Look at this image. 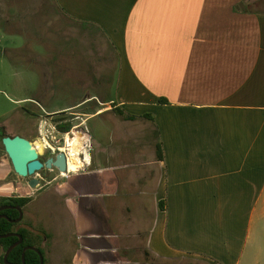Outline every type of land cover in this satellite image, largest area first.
<instances>
[{
  "label": "crops",
  "instance_id": "0c3cea01",
  "mask_svg": "<svg viewBox=\"0 0 264 264\" xmlns=\"http://www.w3.org/2000/svg\"><path fill=\"white\" fill-rule=\"evenodd\" d=\"M55 2L79 43L102 42L68 111L84 109L86 218L115 232L119 259L104 263L142 240L161 260L264 264V0ZM114 71L115 98L90 94ZM94 119L108 134L91 154Z\"/></svg>",
  "mask_w": 264,
  "mask_h": 264
},
{
  "label": "rangeland",
  "instance_id": "374dc122",
  "mask_svg": "<svg viewBox=\"0 0 264 264\" xmlns=\"http://www.w3.org/2000/svg\"><path fill=\"white\" fill-rule=\"evenodd\" d=\"M74 27L64 18L55 0H0V127L6 129L0 138V199H32L23 210V219L17 228L39 235V247L46 264H105L107 260L117 261L119 254L114 249L117 246L114 230L97 225L85 215V182L94 176H85V168L66 178L59 171L44 169L34 176L42 181L41 185L32 188L28 185L32 177L22 178L15 173L1 143L2 138L17 134L29 138L37 149L43 147L39 152L44 162L56 157L47 147L65 146L62 136L55 131V122L67 119L73 127L81 122L74 113L84 109L62 112L86 96L87 93L83 95L78 88L85 80L88 63L85 49L98 48L102 42L98 43L99 38L93 31V43L85 47V43L74 38ZM117 83L118 75L114 71L107 92L90 94H97L104 100L115 98ZM23 109L39 112L42 116L39 123L28 118ZM55 111L60 112L46 115ZM100 123L99 119H94L86 127L82 126L92 136L91 154H95L96 141L108 134ZM35 125L39 126V133L35 132ZM80 132L73 128L65 142L84 140ZM80 157L83 161L85 154ZM53 179L56 180L49 184ZM86 233L99 235V238L90 242L85 240ZM140 242L137 247L120 252V264L124 259L128 264L131 261L138 264H209L191 258L167 261L150 257L144 253V243ZM90 243H102L104 248L102 251L93 249L96 247Z\"/></svg>",
  "mask_w": 264,
  "mask_h": 264
},
{
  "label": "water",
  "instance_id": "95a60500",
  "mask_svg": "<svg viewBox=\"0 0 264 264\" xmlns=\"http://www.w3.org/2000/svg\"><path fill=\"white\" fill-rule=\"evenodd\" d=\"M2 142L6 150V153L12 163L15 173L22 178L32 177V180L30 182V187L32 188H35L40 185V180L34 176H36L44 168L48 170L57 168L63 174L68 173L67 157L64 152L60 151L56 156V158L50 157L47 160L46 164L44 165V163L40 160L41 154L39 150L34 146V144L30 140L23 138L21 136H15V137L8 136L3 138ZM10 209H16L20 212V217L12 222L14 223L20 222L23 218V212L20 207L5 205L0 207V213ZM3 218L7 219V216L0 215V219ZM11 237H17L19 241L13 244L8 249L7 253L4 256L5 264H10L8 262V257L10 256V254L13 252L14 249L21 246L24 242L23 237L20 234H16V233L0 236V239H7ZM27 251L36 252L40 257L41 264H44V258L41 254V251L36 246H27L24 248L22 254L23 264L26 263Z\"/></svg>",
  "mask_w": 264,
  "mask_h": 264
},
{
  "label": "trees",
  "instance_id": "16d2710c",
  "mask_svg": "<svg viewBox=\"0 0 264 264\" xmlns=\"http://www.w3.org/2000/svg\"><path fill=\"white\" fill-rule=\"evenodd\" d=\"M160 103L167 104L168 102L166 100H160ZM114 112L129 121H134L137 119V117L128 115L119 109H114ZM145 117L152 119L150 115H146ZM72 128L73 126L69 124L58 125V129L61 132H69ZM158 159L163 160L161 145H158ZM31 201L32 199L29 197H12L7 200L0 199V207L6 205V206H18L24 209L29 203H31ZM160 207L164 208L163 203H160ZM0 215L7 216V219H4V218L0 219V236L12 234V233H18L23 237V240H24L23 244L17 247L16 249H14L13 252L8 257V262L10 264H23L22 254H23L24 248L27 246L38 247L41 251V254L43 255V251L39 247L41 244L39 237H37L39 235H36L32 233L30 230L25 229V228H17L18 225L12 222L19 218L20 213L18 211L14 209H10V210L1 212ZM18 241L19 239L17 237L0 239V264H5V261H4L5 254L7 253L8 249ZM147 256H150V255L147 254ZM25 264H41L39 255L34 251H27ZM44 264H46L45 259H44Z\"/></svg>",
  "mask_w": 264,
  "mask_h": 264
},
{
  "label": "flooded vegetation",
  "instance_id": "af4514ba",
  "mask_svg": "<svg viewBox=\"0 0 264 264\" xmlns=\"http://www.w3.org/2000/svg\"><path fill=\"white\" fill-rule=\"evenodd\" d=\"M36 107H38V106H36ZM68 110H63V112L62 113H66ZM23 112L24 113H26V115H28V118H32L33 119V121H35L36 120V123L38 124L39 123V120L41 119V115H40V113L39 112H37V111H34V109L33 110H31V109H23ZM57 114H59V113H57ZM57 114H53V113H46V115L47 116H53V115H57ZM59 123L61 124V125H66V124H68V120L67 119H61L59 122H55V131H57L61 136H62V140H63V144H65L66 142V138L67 137H70V133L72 132V130H73V128L69 131V132H61L59 129H58V125H59ZM58 124V125H57ZM33 128H35V132H37V133H39L40 131H39V126H36L35 125V127H33ZM6 132V129L4 128V127H0V138L4 135V133ZM15 136H21V135H19V134H17V135H15ZM15 136H13V137H15ZM8 137V136H7ZM21 137H23V136H21ZM5 138V137H4ZM23 138H26V137H23ZM55 139H56V137H54ZM26 139H28V140H30L31 141V139H29V138H26ZM2 140H3V138L1 139V143H2V145H3V142H2ZM32 142V141H31ZM52 143H54L53 141H52ZM56 143V142H55ZM57 143H60V142H57ZM3 148H4V145H3ZM58 148H60V146H57V145H55V146H49V147H47V149H48V151H49V153H52V154H55L56 156L58 155V153L60 152V150L58 149ZM53 149H55V151L57 152V153H53ZM4 150H5V148H4ZM5 152H6V150H5ZM62 152V151H61ZM7 154V153H6ZM41 158H42V154H41V156H40V160H41ZM56 158V157H55ZM42 161V160H41ZM43 162V161H42ZM46 162L47 161H44L43 163H44V165L46 164ZM45 169V168H44ZM43 169V170H44ZM45 170H48V169H45ZM42 171V170H41ZM48 171H50V172H55V171H59L57 168H53V169H51V170H48ZM72 172H74V171H72ZM59 173L61 174V172L59 171ZM62 176V175H61ZM31 180L32 179H30L29 180V182H28V185L30 184V182H31ZM56 179H53V180H51V181H49L48 183L49 184H52L54 181H55ZM41 183H42V181L40 180V185H41ZM30 186V185H29ZM30 198V197H29ZM14 207H18V206H14ZM21 208V207H20ZM22 209V208H21ZM25 209V208H24ZM24 209H22V212H23V210ZM14 210H16V209H14ZM16 211H18V210H16ZM19 212V211H18ZM20 213V212H19ZM24 215V214H23ZM20 217V216H19ZM23 219V218H22ZM21 222V221H20ZM19 223V222H18ZM18 223H15V224H17L18 225ZM16 234H18V233H16Z\"/></svg>",
  "mask_w": 264,
  "mask_h": 264
},
{
  "label": "bare ground",
  "instance_id": "6f19581e",
  "mask_svg": "<svg viewBox=\"0 0 264 264\" xmlns=\"http://www.w3.org/2000/svg\"><path fill=\"white\" fill-rule=\"evenodd\" d=\"M81 145H82V142L80 140H78V141L77 140H69V145H68V146H70L69 151H71V153H72L71 155H73V157L71 156L72 159H71L70 164H69L70 171H77L78 169H81L83 167L82 163L79 162V160H80L79 155L80 154L82 155V153H81L82 149L79 152L78 148ZM38 150L42 151L43 147H39ZM84 154L86 156H88V153L86 154L84 152Z\"/></svg>",
  "mask_w": 264,
  "mask_h": 264
},
{
  "label": "built area",
  "instance_id": "2783aa9c",
  "mask_svg": "<svg viewBox=\"0 0 264 264\" xmlns=\"http://www.w3.org/2000/svg\"><path fill=\"white\" fill-rule=\"evenodd\" d=\"M68 145H69V142L65 143V146L58 148L60 151H62V152H64V153L66 154V157H67V165H68V173H67V174H69V173H75V172H76V173H77V172H80L81 169H82V170L84 169V164H83V167H82L81 169H78V170L75 171V172L70 171L69 164H70V161H71L72 157L70 156V152H69V147H68ZM53 150H54L53 153H57V152L55 151V149H53ZM84 151H85V148H82V150H81L82 155H81V156L84 155ZM84 159H85V158H84ZM84 159H83V161L85 162ZM64 175H66V174H64Z\"/></svg>",
  "mask_w": 264,
  "mask_h": 264
}]
</instances>
